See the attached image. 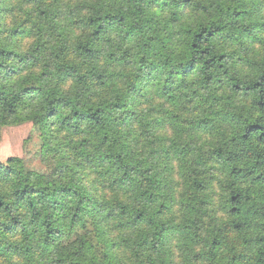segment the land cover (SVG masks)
<instances>
[{
	"label": "trees",
	"instance_id": "trees-1",
	"mask_svg": "<svg viewBox=\"0 0 264 264\" xmlns=\"http://www.w3.org/2000/svg\"><path fill=\"white\" fill-rule=\"evenodd\" d=\"M26 122L0 264H264V0H0V132Z\"/></svg>",
	"mask_w": 264,
	"mask_h": 264
},
{
	"label": "rangeland",
	"instance_id": "rangeland-1",
	"mask_svg": "<svg viewBox=\"0 0 264 264\" xmlns=\"http://www.w3.org/2000/svg\"><path fill=\"white\" fill-rule=\"evenodd\" d=\"M39 147L38 134L29 122L4 127L0 132V162L16 156L24 160L21 164L22 170L26 168L43 170L44 163L38 153Z\"/></svg>",
	"mask_w": 264,
	"mask_h": 264
}]
</instances>
